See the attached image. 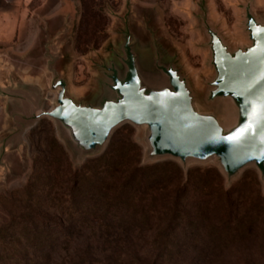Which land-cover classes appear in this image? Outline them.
I'll return each instance as SVG.
<instances>
[{
    "label": "rangeland",
    "instance_id": "obj_1",
    "mask_svg": "<svg viewBox=\"0 0 264 264\" xmlns=\"http://www.w3.org/2000/svg\"><path fill=\"white\" fill-rule=\"evenodd\" d=\"M35 1L0 0V76L8 77L10 72L17 78L35 81L44 92V111L50 110L55 100L49 89L47 49L52 55L62 57L56 69L60 68L70 81L71 94L79 97L92 83L88 58L97 60L104 56L108 45L119 40L116 32L123 27L127 14L142 48L150 50L152 36L156 34L167 57L176 59L195 83L211 75L207 68L208 52L202 48L204 37L192 15L197 8L190 0ZM240 1L206 0L212 19L223 25L236 44L245 43L238 28ZM66 3L71 5V11L57 9ZM78 39L90 43L86 52L77 51ZM12 128L6 101L0 98V138ZM144 136L143 129L123 125L115 131L102 154L78 159L60 141L53 121L38 122L24 136L25 145L20 151L8 154L5 166L0 168V264H88L90 261L93 264H264L260 247L264 201L259 200H264V179L254 167L247 168L226 185L214 161L190 164L189 172L218 171L224 190H233L229 212L217 194L210 203L195 206L194 193L205 200L204 191L208 190L190 186L179 208L193 222L183 223L164 244L154 242L157 233L152 230L146 235L129 234L121 246L115 239L107 241L99 235L105 223L94 220L91 214L99 215L100 206L91 210L85 195L80 196L79 206L71 204L67 164L73 171H82L89 177L94 172L93 168L84 170L89 162L106 155L114 142L118 145L130 142L137 147V166L148 168L170 163L180 168L179 174L171 167L167 169L170 182L163 184L167 187L164 195L173 197L178 185L186 186L191 180L198 183L201 179L197 173H185L174 161L145 162ZM55 144L64 149L67 163ZM27 188L29 191L24 193ZM89 249L90 255L86 253Z\"/></svg>",
    "mask_w": 264,
    "mask_h": 264
},
{
    "label": "water",
    "instance_id": "obj_2",
    "mask_svg": "<svg viewBox=\"0 0 264 264\" xmlns=\"http://www.w3.org/2000/svg\"><path fill=\"white\" fill-rule=\"evenodd\" d=\"M190 1L208 52V78L195 83L167 57L156 34L151 49L142 48L127 14L116 32L119 40L104 56L88 58L92 83L79 97L56 69L62 57L48 49L49 89L55 95L50 110H43L44 92L35 81L10 72L0 76V98L13 123L0 138V168L25 145L27 132L49 119L78 159L102 154L115 131L129 124L145 132V162L174 161L188 173L192 163L214 161L226 185L249 167L264 179V0L240 1L244 44L230 40L206 0Z\"/></svg>",
    "mask_w": 264,
    "mask_h": 264
},
{
    "label": "trees",
    "instance_id": "obj_3",
    "mask_svg": "<svg viewBox=\"0 0 264 264\" xmlns=\"http://www.w3.org/2000/svg\"><path fill=\"white\" fill-rule=\"evenodd\" d=\"M34 2L37 3L35 0ZM89 45L87 40L78 39L76 49L79 53H84ZM55 145L67 163L64 149L58 144ZM136 158L137 147L132 143L127 142L124 145H118L114 142L106 155L89 162L84 167V170L93 168L94 172L89 177L82 171H73L67 164L71 175L69 184L71 185L69 191L72 198L71 204L79 206L80 196L85 195L87 197L85 202L91 210L95 211L100 206L99 215L92 213L91 216L94 220H102L105 223V228L99 231V235L101 233L107 241L115 239L116 243L121 246L125 244V239H128L129 234L146 235L152 230L157 233L154 242L164 244V240H169L183 223L188 225L193 222L191 216L181 213L179 208L180 200L188 192L190 186L208 190V192L204 191L206 192L205 200L194 193L193 204L195 206H200L204 202L210 203L217 194L225 201L226 211L228 209L229 212L230 196L233 190L229 192L224 190L223 179L218 171L213 169L190 171V175L197 173L202 182L198 180L197 183L191 180L192 183L189 182L186 186L178 185L175 193H173L174 196L170 195V197L163 194L167 188L163 184L167 181L170 182L167 169L171 167L175 173L179 174L180 168L170 163L143 168L136 165ZM209 178L213 181L210 182ZM27 191L29 188L25 189L24 193ZM259 200L264 201L261 198ZM44 222L41 220L42 224ZM115 234L117 235L115 236ZM260 247L261 251L264 252V231ZM86 253L90 255L91 250L89 249ZM93 263L94 261H90L88 264ZM250 264L255 263L251 262Z\"/></svg>",
    "mask_w": 264,
    "mask_h": 264
},
{
    "label": "crops",
    "instance_id": "obj_4",
    "mask_svg": "<svg viewBox=\"0 0 264 264\" xmlns=\"http://www.w3.org/2000/svg\"><path fill=\"white\" fill-rule=\"evenodd\" d=\"M59 10H62V12H67V11H71V6L70 5H61L59 8Z\"/></svg>",
    "mask_w": 264,
    "mask_h": 264
}]
</instances>
